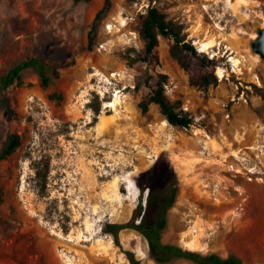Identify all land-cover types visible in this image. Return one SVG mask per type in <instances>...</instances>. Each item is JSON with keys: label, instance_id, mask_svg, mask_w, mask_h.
<instances>
[{"label": "rangeland", "instance_id": "374dc122", "mask_svg": "<svg viewBox=\"0 0 264 264\" xmlns=\"http://www.w3.org/2000/svg\"><path fill=\"white\" fill-rule=\"evenodd\" d=\"M104 3L0 0V76L36 54L60 71L47 87L34 68L23 71L22 85L0 86V152L9 134L21 136L17 150L0 160V264H130L103 226L131 217L160 156L180 178L163 240L264 264V58L253 49L264 28V0H112L90 48ZM151 4L182 23L197 48L200 40L213 42L201 52L215 60L217 76L218 68L231 73L208 90L192 85L170 53L173 38L161 36L158 71L169 75L167 95L189 105L190 127L169 123L156 103L148 112L139 106L157 79L142 59L139 33ZM232 51L241 73L231 71ZM115 93L121 96L113 109L106 104ZM254 138L259 143L250 148ZM250 166L257 169L253 180L245 173ZM121 235L142 264H160L140 233Z\"/></svg>", "mask_w": 264, "mask_h": 264}, {"label": "trees", "instance_id": "16d2710c", "mask_svg": "<svg viewBox=\"0 0 264 264\" xmlns=\"http://www.w3.org/2000/svg\"><path fill=\"white\" fill-rule=\"evenodd\" d=\"M112 0H105L104 6L96 13L92 28L89 32V47L92 48L95 42V33L99 20L110 9ZM145 41V50L142 57L149 67L154 71L151 79L157 77L150 91L142 97L139 106L143 112H148L150 105H159L162 114L169 123L175 126L190 127L194 123L193 115L181 108V100L173 101L166 93V84L169 75L158 71L161 64L158 48L161 36L173 38L170 46L171 55L189 73L190 83L199 88L208 90L211 86L219 83L215 72L216 62L207 54L201 52L197 46L188 40L184 33V25L174 19H170L167 12L158 6L150 5L147 14L144 15L139 31ZM138 57H133L134 63ZM26 68H34L40 75L41 84L47 87L54 77L60 76L57 66L41 54L27 57L12 64L9 69L0 76V86L7 90L13 86L22 85L25 80L23 71ZM150 83V81H149ZM148 83V84H149ZM52 97H62L60 93H52ZM3 103L11 114L14 109L3 99ZM96 112L100 111V104L95 106ZM21 144V136L17 132L9 134L3 150L0 152V160L13 154ZM150 177L147 183L140 185L141 194L139 202L133 210L131 217L124 222L108 221L104 224L105 232L113 235L117 246L126 254L130 264H142L137 252L128 248L122 241V231L133 229L140 233L148 243L151 256L160 264H166L176 258H186L198 264H243L240 257L231 254L223 257L217 253L204 254L197 250L184 248L171 242H165L162 234L168 223L169 210L174 206L180 178L172 161L160 156L157 163L150 170ZM148 190L146 197L145 191ZM4 195L0 188V202Z\"/></svg>", "mask_w": 264, "mask_h": 264}, {"label": "built area", "instance_id": "2783aa9c", "mask_svg": "<svg viewBox=\"0 0 264 264\" xmlns=\"http://www.w3.org/2000/svg\"><path fill=\"white\" fill-rule=\"evenodd\" d=\"M120 23L122 25H125L127 23V19H123ZM102 47H104V45H102ZM235 59H237V58H235V56L233 55V51H232L231 54H230V56H229V61L231 63V71L232 72H236V73H239V72L241 73L242 72L241 71V67H240V62L241 61H238L236 63ZM115 74L116 73H113V76H115ZM230 74H231L230 71H228L227 69H222V74L221 75H218V76L220 77V79H223L224 77H226V79L229 80L230 79ZM240 83L243 84L242 81H240ZM166 88H168V85H166ZM166 91H167V89H166ZM244 92H245V90L243 91V95H244ZM116 94H118V93H115V98H116ZM120 96H121V94H120ZM182 107H183V109H185L187 111L190 110V107H189V105L187 103L184 104ZM262 154H264V151H263ZM230 167H231V169H233V170H235L237 172H240V173L244 172V170H243V168L241 166H237L236 167L234 164H231ZM255 172H257V169H256L255 166H250V167L247 168V171H245V173L247 174V178L249 180H253L254 179L253 178V174Z\"/></svg>", "mask_w": 264, "mask_h": 264}, {"label": "bare ground", "instance_id": "6f19581e", "mask_svg": "<svg viewBox=\"0 0 264 264\" xmlns=\"http://www.w3.org/2000/svg\"><path fill=\"white\" fill-rule=\"evenodd\" d=\"M198 43V42H197ZM199 44H200V51L202 50V51H207L210 47H212L213 45H214V43L213 42H210V40H200L199 41ZM235 61H236V63L238 62V59H235ZM217 73H218V75H221L222 74V69L221 68H218L217 69ZM119 95L120 94H116V98H115V100H112V101H110V102H108L106 105L107 106H111L113 109L115 108V106H116V102H118V97H119ZM250 148H252V147H254V145H250L249 146ZM245 153V152H244ZM238 154V153H237ZM237 154H235V153H232V155H234V156H237ZM248 154V153H247ZM239 155V154H238ZM248 156V155H247ZM251 156V155H250ZM249 156V157H250ZM242 158V157H241ZM246 158V157H245ZM250 159V158H249ZM245 160V159H244ZM177 167V166H176ZM176 169H178V168H176ZM210 211V210H209ZM184 222V221H183ZM182 222V223H183ZM184 225V224H183ZM194 226V225H193ZM195 228V227H194ZM40 229V228H39ZM210 229H214V227L213 228H210ZM42 230V229H41ZM39 231V230H38ZM216 232V231H215ZM37 233V232H36ZM42 233H44V232H42ZM42 233H40V234H42ZM206 234H208V233H206ZM43 235V234H42ZM217 235V234H216ZM219 235V234H218ZM194 236V235H193ZM208 236H210V235H208ZM219 236H221V235H219ZM219 236H217V237H219ZM215 237V236H214ZM199 239V238H198ZM213 239V238H212ZM201 241V240H200ZM38 243V242H37ZM49 243V242H48ZM184 244H186V246H188L189 248H194V247H197L198 246V244L197 243H194V242H190V241H187V242H185ZM39 245V244H38ZM145 246L147 247V245L145 244ZM184 246V245H183ZM140 248V247H139ZM198 248V247H197ZM37 250V249H36ZM139 250V249H138ZM145 250H147V249H145ZM195 251V250H194ZM205 251V250H204ZM137 252V251H136ZM198 252V251H197ZM207 252V251H206ZM141 253H143V252H141ZM139 255V254H138ZM143 255V254H142ZM145 255H147V254H145ZM140 256V255H139ZM148 256V255H147ZM142 257V256H141Z\"/></svg>", "mask_w": 264, "mask_h": 264}, {"label": "water", "instance_id": "95a60500", "mask_svg": "<svg viewBox=\"0 0 264 264\" xmlns=\"http://www.w3.org/2000/svg\"><path fill=\"white\" fill-rule=\"evenodd\" d=\"M257 38L253 41V49L264 58V28L259 29Z\"/></svg>", "mask_w": 264, "mask_h": 264}, {"label": "crops", "instance_id": "0c3cea01", "mask_svg": "<svg viewBox=\"0 0 264 264\" xmlns=\"http://www.w3.org/2000/svg\"><path fill=\"white\" fill-rule=\"evenodd\" d=\"M258 143H259L258 139L254 138L250 145H256ZM260 145L264 146V141L263 140H261V144Z\"/></svg>", "mask_w": 264, "mask_h": 264}]
</instances>
